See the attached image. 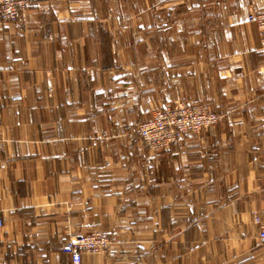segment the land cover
<instances>
[{"label":"crops","instance_id":"0c3cea01","mask_svg":"<svg viewBox=\"0 0 264 264\" xmlns=\"http://www.w3.org/2000/svg\"><path fill=\"white\" fill-rule=\"evenodd\" d=\"M264 0H33L0 23V264H264ZM217 124L154 151L151 111Z\"/></svg>","mask_w":264,"mask_h":264},{"label":"built area","instance_id":"2783aa9c","mask_svg":"<svg viewBox=\"0 0 264 264\" xmlns=\"http://www.w3.org/2000/svg\"><path fill=\"white\" fill-rule=\"evenodd\" d=\"M33 0H0V23L17 21ZM248 20L259 29V38L264 48V11L250 13ZM218 113L203 104L175 102L151 111L149 118L138 124L136 133L150 149L160 151L177 145L188 133H198L218 123ZM259 226V238L264 243V221L255 218ZM3 221L0 219V225ZM111 245L108 234L101 230L78 233L63 245V252L74 263H80L84 252L103 253Z\"/></svg>","mask_w":264,"mask_h":264}]
</instances>
